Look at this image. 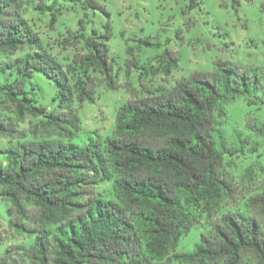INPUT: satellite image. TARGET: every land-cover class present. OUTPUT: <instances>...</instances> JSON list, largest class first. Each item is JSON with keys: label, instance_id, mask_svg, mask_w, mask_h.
<instances>
[{"label": "trees", "instance_id": "16d2710c", "mask_svg": "<svg viewBox=\"0 0 264 264\" xmlns=\"http://www.w3.org/2000/svg\"><path fill=\"white\" fill-rule=\"evenodd\" d=\"M44 1L34 10L48 15L51 29L63 3L105 13L95 0ZM21 9L17 0H0V73L7 75L0 103L14 116L0 117V137L23 136L17 123L25 116L43 119L39 126L55 132L62 123L78 129L70 107L74 97L80 105L94 101L92 74L116 89L106 45L110 26L105 34L87 33L80 19L76 32L67 30L64 42L83 44L85 53L63 66ZM127 65L141 68L135 60ZM36 74L56 85L59 115L31 97ZM258 93L264 95V66L245 70L217 60L211 71L124 103L102 142L78 147L48 138L9 140L0 148V198L9 203V228L31 243L6 247L0 264H264V191L244 199L243 209L222 212L235 199L224 164L247 159L256 148H239L235 131L227 143L215 126L223 105L240 98L248 106L264 104ZM200 206L207 218L220 214L191 251H178L195 229Z\"/></svg>", "mask_w": 264, "mask_h": 264}, {"label": "rangeland", "instance_id": "374dc122", "mask_svg": "<svg viewBox=\"0 0 264 264\" xmlns=\"http://www.w3.org/2000/svg\"><path fill=\"white\" fill-rule=\"evenodd\" d=\"M17 1L21 3L23 17L51 56L63 66L69 64L74 55L85 53L83 44H72L71 38L70 43L64 42L68 38L67 30L76 32L78 21L82 19L86 21L87 33L96 30L105 34L109 24L110 39L106 45L116 89H108L104 78L93 73L94 101L80 105L74 97L70 107L78 117V129L62 123L55 132L48 126H39L43 119L25 116L17 123L23 136L19 133L15 135L17 139L0 137V148L6 147L9 140L15 143L48 138L78 147L92 141L102 142L112 133L117 109L129 100L146 97L148 92L157 94V90H168L193 73L211 71L217 60L245 70L264 66V11L261 9L264 0H95L105 13L101 10L85 12L79 5L63 3L61 16L53 29L49 26L48 15L34 10L40 0ZM130 60H135L141 68L128 67ZM168 66L171 67L169 72ZM6 76L0 73V86L7 80ZM8 79H12L11 76ZM30 82L35 85L30 93L37 105L59 115L62 110L58 106L56 85L37 74ZM30 82H27V89H30ZM258 95L264 101V95ZM8 106L0 103L1 118L14 117ZM215 126L223 132L227 143L231 142V133L235 131L239 148L243 151L251 146L256 148L247 159L238 158L224 164L235 186V199L228 200L222 212L243 209L244 199L264 191V104L248 106L240 98L223 105L215 115ZM237 134L242 139L248 137L250 144H240ZM107 188L103 185L100 189ZM8 206L9 203L0 198V254L8 246L31 243L28 235L9 228ZM195 214V229L180 240L178 251H191L199 234L209 231L220 212L207 218L200 206Z\"/></svg>", "mask_w": 264, "mask_h": 264}]
</instances>
